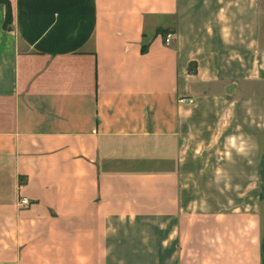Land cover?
Masks as SVG:
<instances>
[{"label":"crops","instance_id":"0c3cea01","mask_svg":"<svg viewBox=\"0 0 264 264\" xmlns=\"http://www.w3.org/2000/svg\"><path fill=\"white\" fill-rule=\"evenodd\" d=\"M9 1L0 264H264V0Z\"/></svg>","mask_w":264,"mask_h":264},{"label":"trees","instance_id":"16d2710c","mask_svg":"<svg viewBox=\"0 0 264 264\" xmlns=\"http://www.w3.org/2000/svg\"><path fill=\"white\" fill-rule=\"evenodd\" d=\"M0 3L6 7L4 27L10 29L12 27V8L9 0H0ZM168 32L165 33L167 35ZM195 70V69H192Z\"/></svg>","mask_w":264,"mask_h":264},{"label":"built area","instance_id":"2783aa9c","mask_svg":"<svg viewBox=\"0 0 264 264\" xmlns=\"http://www.w3.org/2000/svg\"><path fill=\"white\" fill-rule=\"evenodd\" d=\"M172 38H173V34L170 33V32L167 33V35L165 37V42L167 44H169L171 42ZM188 101L191 103V102H193V99L189 98ZM30 203H31V201L27 197H22L20 199V204L21 205H25L26 206V205H29Z\"/></svg>","mask_w":264,"mask_h":264},{"label":"rangeland","instance_id":"374dc122","mask_svg":"<svg viewBox=\"0 0 264 264\" xmlns=\"http://www.w3.org/2000/svg\"><path fill=\"white\" fill-rule=\"evenodd\" d=\"M0 4H2V3H0ZM248 199H249V198H248ZM237 200L240 201V198H237Z\"/></svg>","mask_w":264,"mask_h":264}]
</instances>
